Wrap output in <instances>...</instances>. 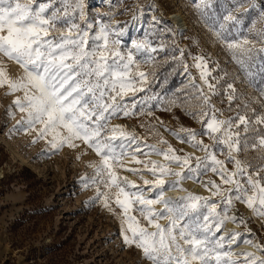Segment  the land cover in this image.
Here are the masks:
<instances>
[{
  "label": "snow or ice",
  "instance_id": "obj_1",
  "mask_svg": "<svg viewBox=\"0 0 264 264\" xmlns=\"http://www.w3.org/2000/svg\"><path fill=\"white\" fill-rule=\"evenodd\" d=\"M208 2L199 0L197 8L208 7ZM226 19L239 23L232 15ZM81 22H85L83 26ZM91 29L84 0H0V87L6 86L10 94L23 93V99H16L15 105L26 114L24 130L37 133L33 143L46 141L57 152L65 146L74 149L84 144L99 157V165H90L95 167L96 178L91 183L97 199L109 210H113L112 203L121 210L125 244L140 249L150 264H264V256L247 252L239 260L231 250L232 244L247 243L264 253V245L250 238L238 241V233L225 238L221 232L228 221L244 223L242 218L229 215L235 202L264 218V128L256 127L264 125V115L251 120L245 114L221 119L210 96L193 85L199 103L191 114L202 130L197 133L182 127L172 134L204 152V158L177 154L155 124H141L149 136L156 138V143L149 144L112 121L153 114L148 102L155 97L147 92L155 70L143 69L155 58L148 55L138 59L137 53L157 49L141 40L133 43L135 51L125 52L109 26L102 24L94 33ZM257 35L264 43V31ZM227 48L241 68L257 50L248 38L229 42ZM259 51L264 52V47ZM6 61L15 62L25 75L10 79L4 69ZM195 67L201 69L204 84L215 94L202 58ZM228 88L232 90L229 99H234V86L229 84ZM261 91L264 94V89ZM203 136L213 143L205 144ZM249 152L256 153L253 160L247 159ZM152 155L163 157L166 163L151 160ZM218 155L225 159H218ZM128 161L141 167L128 168ZM228 164L233 166L232 171ZM120 169L141 178L144 170L150 173L154 179L143 184L151 186L154 196L147 197L142 187L119 174ZM209 171L221 183L209 181L205 187L220 200L191 192L179 198L166 197L167 191H187L182 187L185 181L203 183L200 178ZM169 177L173 178L171 182ZM84 183L87 187L89 180L85 178ZM157 205L162 210H157ZM133 211L139 218L130 214ZM164 220L167 225L161 223Z\"/></svg>",
  "mask_w": 264,
  "mask_h": 264
},
{
  "label": "rangeland",
  "instance_id": "obj_2",
  "mask_svg": "<svg viewBox=\"0 0 264 264\" xmlns=\"http://www.w3.org/2000/svg\"><path fill=\"white\" fill-rule=\"evenodd\" d=\"M198 2L84 0L86 21L92 23L93 33L104 24L113 30V38L121 41L120 46L125 52L135 51L133 43L141 40L157 49L153 53H137L138 59L148 55L155 58L151 65H145L143 69L152 72L154 67L155 70V77L150 78L148 85L150 91L147 92L155 97L148 102L153 114L121 117L114 119L113 125L134 131L152 144L157 142L156 138L149 136L140 125L155 124L160 135L177 150V154H190L203 159L204 152L181 142L172 134L182 127L197 133L202 130V125L191 114L199 103L196 99L199 93L193 85L210 96L221 119L235 118L239 108L245 106L255 114L254 117L264 115V94L261 91L264 89V52L259 51L264 43L257 35L264 31V0H209L208 7L202 10L197 8ZM175 15H181L185 27L178 25L173 18ZM228 15L236 17L239 23L227 20ZM84 23L81 22V26ZM244 38L253 40L257 50L241 68L227 43ZM200 58L210 72L207 79L213 85L215 94L204 84L201 69L195 67ZM4 69L13 80L25 75L24 69L12 61H6ZM176 73H179L178 77ZM229 84L235 88L232 93L234 99H229L232 92ZM10 91L6 86L0 87V264H150L140 249L125 244L121 210L114 203L111 205L113 210H109L97 199L96 188L91 183L96 178L95 167L90 165H99V157L79 142L74 149L65 146L58 152L50 149L46 141L33 143L37 140V133L24 130L26 114L15 105L16 99H23V93L10 94ZM137 95L144 96L145 93ZM168 108L170 110H165ZM179 134L186 135L183 132ZM201 139L205 144L213 143L207 136ZM254 154L249 152L247 158ZM150 159L166 163L161 156L152 155ZM218 159L225 157L218 155ZM126 167L141 166L128 161ZM227 168L233 170L231 164ZM175 170L182 171L180 168ZM119 174L142 187L147 197L154 196L149 190L151 186L143 184L144 180L154 179L146 170L142 178L124 169H120ZM85 178L89 180L87 187ZM172 179L169 177V182ZM200 179L203 183L185 181L182 187L187 189L185 184H189V190L178 191L180 195L176 197H167L179 198L191 192L220 200L221 197H213L205 187L209 181L220 184V178L209 171ZM224 187L231 188V185ZM156 207L162 210L159 205ZM234 213L244 223L228 221L221 232L232 224L233 230L227 236L238 233V241L250 238L264 245V218L240 202H235L229 215ZM130 214L138 217L135 211ZM161 223L167 225L168 222L164 220ZM238 244L246 246L240 255L235 254L239 260H243V254L247 252L264 256L252 245Z\"/></svg>",
  "mask_w": 264,
  "mask_h": 264
},
{
  "label": "bare ground",
  "instance_id": "obj_3",
  "mask_svg": "<svg viewBox=\"0 0 264 264\" xmlns=\"http://www.w3.org/2000/svg\"><path fill=\"white\" fill-rule=\"evenodd\" d=\"M173 18L176 20V22L178 23V25H180L181 27H185V23H184V20H183V18L181 17V15H175V16H173ZM190 80H191V82H193L194 80H192V78L190 77L189 78ZM4 141V140H3ZM10 144V143H9ZM13 148V147H12ZM129 167V166H128ZM189 184H185V187L187 188V190H189ZM199 188V187H198ZM196 189L197 191L200 189ZM202 190H203V188H202ZM174 196V197H176V196H179L180 195V193L178 192V191H167L166 192V197L167 196ZM181 195H183V194H181ZM233 215H235V216H237V214L236 213H234ZM233 230V225L232 224H229L228 225V227H227V229L226 230H224L223 231V233L225 234V237L228 235V233L230 232V231H232ZM232 246V249H233V251L235 252L234 254H239V253H241V251L242 250H244L245 248H246V246H240L238 243H235V244H232L231 245ZM240 255V254H239Z\"/></svg>",
  "mask_w": 264,
  "mask_h": 264
},
{
  "label": "trees",
  "instance_id": "obj_4",
  "mask_svg": "<svg viewBox=\"0 0 264 264\" xmlns=\"http://www.w3.org/2000/svg\"><path fill=\"white\" fill-rule=\"evenodd\" d=\"M179 76V73H176V77H178ZM178 79V78H177ZM174 82H175V80H174ZM177 82H175V84H176ZM180 101V100H179ZM182 102V101H181ZM181 102H179V103H181ZM230 111H232V110H230ZM230 111H228L227 110V112H230ZM239 114H242V113H245L248 117H249V119L251 120L253 117H254V113H251L250 112V108H239ZM256 127H257V130H259L260 128H264V126L263 125H256ZM253 153H255V152H253ZM256 156V153L254 154V156H252L251 158H247V159H249V160H253L254 159V157Z\"/></svg>",
  "mask_w": 264,
  "mask_h": 264
}]
</instances>
